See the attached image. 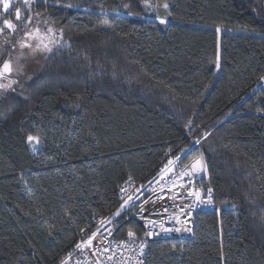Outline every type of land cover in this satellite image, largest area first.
I'll use <instances>...</instances> for the list:
<instances>
[{
    "label": "trees",
    "instance_id": "trees-1",
    "mask_svg": "<svg viewBox=\"0 0 264 264\" xmlns=\"http://www.w3.org/2000/svg\"><path fill=\"white\" fill-rule=\"evenodd\" d=\"M151 3L166 23L141 0L31 4L63 37L0 91V264H58L123 184L183 153L207 163L215 207L192 238L150 242L146 263L264 264V3Z\"/></svg>",
    "mask_w": 264,
    "mask_h": 264
},
{
    "label": "built area",
    "instance_id": "built-area-1",
    "mask_svg": "<svg viewBox=\"0 0 264 264\" xmlns=\"http://www.w3.org/2000/svg\"><path fill=\"white\" fill-rule=\"evenodd\" d=\"M168 156L171 157L168 154L165 159ZM165 159L144 179L123 184L119 189L117 206L105 215H94L91 223L78 233L73 247L63 254L58 264H138V261L147 264V248L150 242L192 238L196 217L199 213L215 207L214 197L212 195L211 203H208L207 191L200 184L205 172L191 179L188 176H180V172L186 170L185 166L195 160L183 164L175 158L176 165L170 169L164 166ZM189 184L193 190L201 191L199 201L188 195ZM122 188L125 189L124 192L121 191ZM129 196L132 197L129 205L135 206L126 207L119 217L113 218L114 213L121 209V204ZM108 219H111V224L101 223ZM148 221L162 223L150 224ZM133 223L140 227L142 234L130 227ZM97 230L99 234L93 240L92 248L76 249L77 243L86 240ZM109 231L111 235L108 234ZM128 231L136 234L131 240L127 235ZM142 243L145 247L141 255L139 246ZM125 244L128 246L125 247ZM97 248L100 249L99 252L96 251ZM104 248L109 251L105 252Z\"/></svg>",
    "mask_w": 264,
    "mask_h": 264
},
{
    "label": "snow or ice",
    "instance_id": "snow-or-ice-1",
    "mask_svg": "<svg viewBox=\"0 0 264 264\" xmlns=\"http://www.w3.org/2000/svg\"><path fill=\"white\" fill-rule=\"evenodd\" d=\"M23 4L25 7H30V5L32 3L35 2V0H22ZM142 4L144 7L146 8H152L153 5L151 3V0H141ZM262 3H264V0H261ZM44 3H47V0H44ZM11 4H12V0H0V6H2V13H0V15H6L9 13L10 8H11ZM125 8H128L129 5H124ZM162 7L167 11L169 9V5L167 3H164L162 5ZM168 15H171V13L169 12ZM41 14L37 13L36 17H40ZM15 23L13 22V20L10 19H2L0 20V33H3L5 30H9L10 32H16L17 28H18V24L21 28H27L30 24H32L34 17L32 15H26L23 18V22H21V9L19 7H17L15 9ZM167 20L162 19L161 23H166ZM48 22L45 21V24H47ZM105 23L107 24L108 22L105 21ZM217 31H220V29L218 28ZM54 29L52 27H47L46 32L44 34H41V30L38 26L34 27L32 31H26L25 32V36L36 40L37 43L35 45H33L32 43L28 42V40L25 39H21V41L19 42V47L21 49L27 48L30 49L32 52H36V51H42L45 53H51L53 51L52 47H50V44H58L59 40H55L52 38V36L54 35ZM60 37H63V32L62 30H60L59 32ZM45 40H47V42H45ZM69 47L71 45H68ZM13 47H15V45H13ZM24 55L23 52H21L19 54V56H17L16 59V63H17V67L14 68L13 66V61L11 60V58L5 60L3 62L2 65H0V80L2 79H7L9 76H11V74L14 71H20L21 70V66H19V60L20 58ZM216 66L217 68H219V59H217L216 62ZM262 80H264V77L261 78ZM18 83L17 80H9V82L7 84L5 83H0V89L3 90H8V89H12V91H15V89L13 88V84ZM3 93L0 92V95H2ZM190 123L189 122V127H190ZM210 135V133H203L204 138H207V136ZM27 142L28 144L32 147L33 151H36L37 146L40 144V137L39 136H33V135H28L27 136ZM196 144L200 143V140H196L195 141ZM173 163V161H169V164L171 165ZM184 171L180 172V176H188L190 179L195 177L197 174L201 173V172H206L207 171V163L203 160V158H199L197 160H195L194 162H192L191 164L185 166ZM131 179V177L129 178ZM183 186V185H182ZM122 192L125 191V189H121ZM212 189L209 187L207 189V196H208V203H211V196H212ZM188 195L193 197L195 200H200L201 197V191L200 190H193L191 187V184H189V188H188ZM132 200V197L129 196L126 200L123 201V203L121 204V209L118 210L116 213H114L113 218L115 217H119L121 214V211L125 210L126 207H134L135 205H129V201ZM201 203H203V201H200ZM181 211L183 212L184 209H181ZM101 223L103 224H111V219L108 220H104ZM148 223L150 224H156V223H162L161 221H148ZM106 231H108L107 229H105ZM180 229H176V231H179ZM165 231H170V229H165ZM188 231H191V229H188ZM99 234V230H97V232H93L91 234V236H89L86 240H82L79 243H77L76 245V249L78 250H83V249H90L93 246V240L97 237V235ZM109 235H111V232L109 231L108 233ZM129 239H133L135 237V233L132 231H128L127 233ZM146 235H150V234H146ZM128 245L125 244V247H127ZM140 254H143V249L145 247V244H140ZM97 252L100 251L99 248L96 249ZM104 251L107 252L109 251L108 248H104ZM62 264H65V262H62ZM138 264H142V261H138Z\"/></svg>",
    "mask_w": 264,
    "mask_h": 264
},
{
    "label": "rangeland",
    "instance_id": "rangeland-1",
    "mask_svg": "<svg viewBox=\"0 0 264 264\" xmlns=\"http://www.w3.org/2000/svg\"><path fill=\"white\" fill-rule=\"evenodd\" d=\"M12 4H14L13 7H12ZM12 4H11V8H10V10L12 9V11L6 15H0V20L6 18V19L13 20V22L15 23L16 22L14 19L15 9L17 7H19L21 9V22L20 23H22L24 16H26L25 15L26 9L29 11L28 15H30L31 5H30V7H25L22 0H12ZM158 10H159V7H157V6H153L152 8H149V18L150 19H156L157 21L161 22V20L165 19V18H162L161 16H159ZM0 13H2V6H0ZM36 26H38L40 28L41 34H44L46 32L47 27H49V26H46L43 22H39L37 20L35 21L33 19L32 24H30L27 28H21L18 24V28H17L16 32H23L22 35H15L16 32H10L9 30H5L3 33H0V61H2V64L5 60L11 58V60L13 61V66L15 68V67H17V63H16L17 56H19V54L21 52L24 53V55L19 60V66H21V70L20 71H14L11 74V76H9L7 79L0 80V83L7 84L9 82V80H17L18 83H20L21 80H25L29 76L31 77L32 75H34V73L37 72L38 66H39L40 61H41V57L43 56V54L45 52H42V51L32 52L30 49H27V48L21 49L19 47V42L21 41V39L28 40V42L32 43L33 45H35L37 43L36 40H33V39L25 36L26 31H32L33 28ZM235 32H238V31H235ZM54 33L55 34L52 36V38L55 40H59V43H60L61 37H60V35L56 29H54ZM12 37L15 38L14 43H12L13 40L11 41ZM45 42H47V40H45ZM59 43L54 44V45L50 44L49 46L52 47V49H54L56 46L59 45ZM13 45H15V47H13ZM5 53L7 55L3 58L2 54H5ZM18 83H16V84H18ZM16 84H13V87L16 86ZM1 90L2 89H0V91ZM201 130H200V132L196 131V132L191 133L188 136V141L192 142L193 145L196 144L195 143L196 140L201 141V139L203 138V135H201V132L204 131V128H202ZM29 147L33 153H36L40 149V144L37 146L35 152L33 151L32 147L30 145H29ZM191 147H193V146L191 145L188 148L190 149ZM186 150H188V149H186ZM182 155L179 157L171 156L170 158L168 156L165 159L164 166L172 169L176 165V161H175L176 159H178V161L181 163ZM199 158L200 157H198L197 159H199ZM170 160L173 161V163L171 165L169 164Z\"/></svg>",
    "mask_w": 264,
    "mask_h": 264
}]
</instances>
